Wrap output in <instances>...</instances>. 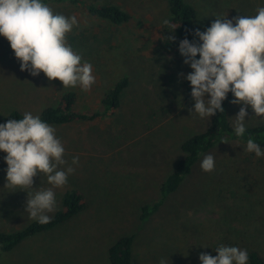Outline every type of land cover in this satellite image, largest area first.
<instances>
[{
    "label": "rangeland",
    "instance_id": "obj_1",
    "mask_svg": "<svg viewBox=\"0 0 264 264\" xmlns=\"http://www.w3.org/2000/svg\"><path fill=\"white\" fill-rule=\"evenodd\" d=\"M115 4L130 15L116 26L93 18L69 2L47 3L54 13L75 15L78 26L67 34L82 63L93 66L95 83L89 91L65 88L41 72L20 71L9 42L0 36V116L12 111L39 115L56 106L66 92L75 94L73 110L104 112L103 99L125 78L119 106L91 122L51 125L61 140L64 159L79 165L67 184L54 189L57 208L69 190L85 204L83 211L49 231L24 239L9 252L0 251V264H110L108 250L131 236L133 264H200L199 254L215 256L223 244L256 250L264 258V157L246 151V144L222 140L199 156L179 188L164 198L160 185L184 156L181 144L210 123L189 109L194 101L191 72L178 52V39L168 21L165 0H85ZM196 11L194 25L204 31L227 13L255 15L264 0H185ZM174 36L175 41L164 37ZM199 58L198 56L196 57ZM229 103L228 119L240 107ZM246 128L264 126V118L247 108ZM224 141L226 143H222ZM215 158V169L204 172V155ZM6 153L0 151V232L13 233L32 223L25 211L27 193L4 187ZM33 187L49 188L44 174ZM162 199L145 219L141 209Z\"/></svg>",
    "mask_w": 264,
    "mask_h": 264
},
{
    "label": "clouds",
    "instance_id": "obj_2",
    "mask_svg": "<svg viewBox=\"0 0 264 264\" xmlns=\"http://www.w3.org/2000/svg\"><path fill=\"white\" fill-rule=\"evenodd\" d=\"M74 26H78L75 15L54 13L42 0H0V36L9 42L20 71L33 77L43 72L49 81L59 80L65 88L79 86L89 91L95 83L93 66L82 63V56L67 41ZM192 35L198 41L185 37L178 44L183 64L192 70L186 76L178 74L191 87L194 105L189 111L209 121L218 112L224 113L222 104L231 93L233 99L229 102L243 105L230 117L235 135L242 137L248 107L256 117L264 118V7H258L255 15L231 19L226 13L215 18L204 31L194 29ZM164 39L175 41L174 36ZM0 151L6 153L4 187L25 191L29 218L40 224L49 223L48 214L57 208L54 189L67 184L69 175L75 172L74 166L79 165V157L74 156L69 164L56 129L31 112H24L22 119L10 118L0 124ZM246 151L264 157V149L251 137ZM200 167L204 172L213 171L214 156L204 155ZM41 173L51 187H33L34 178ZM215 252V256L200 253V264H248L246 249L221 244ZM161 264L167 261L162 260Z\"/></svg>",
    "mask_w": 264,
    "mask_h": 264
},
{
    "label": "trees",
    "instance_id": "obj_3",
    "mask_svg": "<svg viewBox=\"0 0 264 264\" xmlns=\"http://www.w3.org/2000/svg\"><path fill=\"white\" fill-rule=\"evenodd\" d=\"M64 1L79 7L84 13L93 18L106 20L116 26L126 24L130 19V15L115 4H94L88 3L85 0H42L45 4ZM165 1L168 8V24L175 36L180 40L186 37L190 41H198V38L192 35V31L198 29L194 25L196 11L193 5L187 3L185 0ZM126 86L127 80L125 78L120 79L114 87L106 93L102 102L105 110L104 112L96 110L80 113L73 110L75 94L66 92L61 96L56 106L46 107L40 112L39 116L42 121L49 125L56 126L73 122L94 121L99 119L102 115H106V112L114 110L119 106L120 95ZM232 99L233 96L229 93L227 99L222 104L224 113L218 112L215 116H212L205 131L194 134L183 141L180 148L184 156L176 163L173 171L160 185L159 190L162 198L174 193L179 188L184 178L190 174L199 156L214 148L220 139L246 144L248 138L251 137L262 149H264V126L246 128V132L242 137L235 135L227 113L229 101ZM10 118L22 119L23 114L18 111H12L7 116H0V124L5 123ZM1 172L0 169V175ZM161 203L162 199L152 205L143 206L141 209V219H145L153 214ZM61 208L60 211L56 212L54 216L51 217V221L47 224H40L37 221H33L19 231L13 233L0 232V251L9 252L24 239L49 231L66 222L83 211L85 204L82 202L81 195L74 190H69L65 192L61 198ZM132 242L133 239L131 236H123L115 241L108 250L110 264H133ZM248 254V264H264V258L256 250L250 249L248 250Z\"/></svg>",
    "mask_w": 264,
    "mask_h": 264
}]
</instances>
